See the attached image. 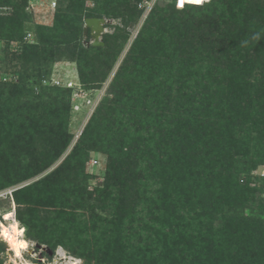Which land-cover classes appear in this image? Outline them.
Here are the masks:
<instances>
[{"label": "trees", "instance_id": "1", "mask_svg": "<svg viewBox=\"0 0 264 264\" xmlns=\"http://www.w3.org/2000/svg\"><path fill=\"white\" fill-rule=\"evenodd\" d=\"M138 1L56 0L52 23L42 25L28 0H0V73L10 76L0 80V189L55 165L11 191L14 218L26 237L84 264H264V185L254 175L264 165L258 0L153 7L56 163L72 139L74 87L43 81L66 58L78 86L97 90L126 33L116 26L102 45L85 46L84 19L126 26L140 15ZM91 151L106 158L92 190Z\"/></svg>", "mask_w": 264, "mask_h": 264}, {"label": "rangeland", "instance_id": "2", "mask_svg": "<svg viewBox=\"0 0 264 264\" xmlns=\"http://www.w3.org/2000/svg\"><path fill=\"white\" fill-rule=\"evenodd\" d=\"M173 1L175 3V0H140L138 1L136 4H137V9L141 11L140 15L134 22L127 24L126 26L120 23L119 18H109L106 16L101 17L103 20L100 23L99 29L96 31L92 29L87 30L85 24L83 23L81 42L85 46L90 45L94 39H99L100 41H103V37L106 34L114 35L117 32L116 26H119L122 29H124V33H126V39L124 40V42H122V46L120 47L118 52H116L117 53L116 59L114 60L113 65L109 69L108 74L106 78L103 80V82L101 83L100 87L97 88V90L87 92L86 97L87 99L88 98L91 99V101L93 102V105L91 106V104H87V101L81 98L82 96H80L79 94L74 93V95H72V98H71L72 105L76 103L79 106L77 109L73 108L72 106V109L70 112L68 131L70 134H72V139L68 147L66 148V150L64 151V153L61 155L60 159L56 163L61 161L65 157V155L69 153L72 146L74 145L76 140L79 138L90 114L93 112L92 108L93 107L95 108L97 104L99 103L100 99L106 95V89L109 85V82L112 76L114 75L123 57L127 53L133 40L136 38L139 29L141 28L144 20L150 13L151 9L155 7L156 5L163 6L165 4H170ZM255 5L257 6L256 8H259V10L263 11L262 8L264 9V4L262 3L261 0H258V2ZM28 6H29L28 8L30 10V13L32 15L34 22L38 24H42V25H50L52 23V17L54 13L53 9H49L45 5L36 3V2H32L30 4L28 3ZM0 9L4 10V8H0ZM189 12H190L189 17L198 18L199 16V14L197 13L198 11L191 10ZM11 45L12 43L9 44V46ZM4 46H5V43L0 40V49L3 48ZM253 54H254V51L251 49L249 51V55L251 56ZM1 56H2V53L0 50V57ZM51 79H57L60 82H65L67 80H73V82L78 83L77 67H76L75 61L69 60L66 58H61L55 61L50 68L49 80ZM105 164H106L105 155L97 151L90 152V158L85 163V170L90 175L89 182H88L89 189L92 190L95 186L101 184L102 179L104 177V173H105ZM54 166L55 165L48 167L36 177L22 181L20 183H15L13 185H9V186L1 188L0 189V218L3 219L2 214L5 211L11 210V209H13V214H14V207H13L14 205L11 200V191L13 189L23 184H27L45 175ZM261 173H264V165L258 166L256 172H254V175L258 177V179L255 182H257L258 185L262 186L264 185V181H262L263 179H261L262 178ZM261 216L264 218V210L261 212ZM19 226L25 229L21 224H19ZM24 237L28 241V244H27L28 246L24 250H22L21 257H15L8 243L4 240L6 249L3 251H0V260L2 261V264H84L80 257H76L72 255L68 250H66L62 246H56L54 249H51L46 244L38 243L36 240L26 237L25 230H24ZM158 262L160 264H168L165 257H161L160 261Z\"/></svg>", "mask_w": 264, "mask_h": 264}, {"label": "bare ground", "instance_id": "3", "mask_svg": "<svg viewBox=\"0 0 264 264\" xmlns=\"http://www.w3.org/2000/svg\"><path fill=\"white\" fill-rule=\"evenodd\" d=\"M186 3L195 5V4H200L201 2L197 3L195 2V0H186ZM8 213H11L12 215L9 216L7 220H5L4 216L7 215ZM2 218L3 219H1L0 224H2L4 228L0 229V237L8 243L15 257H21L22 250H24L26 247H18V245L20 244V242H24L26 245L28 244V241L24 238L23 233L18 234L19 230L23 228L19 226L17 220L14 218L13 209L5 211L2 214ZM4 229H7V234H8L7 237L3 235ZM17 251H19V255H17Z\"/></svg>", "mask_w": 264, "mask_h": 264}, {"label": "built area", "instance_id": "4", "mask_svg": "<svg viewBox=\"0 0 264 264\" xmlns=\"http://www.w3.org/2000/svg\"><path fill=\"white\" fill-rule=\"evenodd\" d=\"M209 0H201V3H204V2H207ZM32 2H36V3H40V4H43L45 5L47 8L49 9H53L56 7L57 5V2L56 0H28V3H32ZM186 0H184L183 2V6H181V0H175V5L176 7L178 8H182L184 7L186 4L188 3H185ZM181 6V7H180ZM30 34H27V37H29ZM10 76L9 75H5V74H1L0 73V80L2 81H6L7 79H9ZM43 83H53V84H56V85H63V86H66V87H74V92H73V95L74 93L75 94H79L80 96H82L81 98L85 99L87 101V104H91V106L93 105V102L91 101L90 98L87 99V92L83 91L79 86H78V83L76 82H73V80H67L65 82H60L59 80L57 79H51L50 81H47V80H44ZM91 102V103H90ZM73 108L77 109L79 106L78 104H73L72 105ZM94 107L92 108V111H93ZM95 162V161H94ZM261 176L264 177V173H261Z\"/></svg>", "mask_w": 264, "mask_h": 264}, {"label": "water", "instance_id": "5", "mask_svg": "<svg viewBox=\"0 0 264 264\" xmlns=\"http://www.w3.org/2000/svg\"><path fill=\"white\" fill-rule=\"evenodd\" d=\"M102 18L100 17H88V18H85L84 19V24L88 29H92V30H98L99 27H100V23L102 22ZM92 45L94 46H98V45H102V41H100L99 39H94L92 42H91Z\"/></svg>", "mask_w": 264, "mask_h": 264}, {"label": "snow or ice", "instance_id": "6", "mask_svg": "<svg viewBox=\"0 0 264 264\" xmlns=\"http://www.w3.org/2000/svg\"><path fill=\"white\" fill-rule=\"evenodd\" d=\"M183 2H184V0H181V6H183ZM195 2L199 3V2H201V0H195ZM11 215H12L11 213H8L7 215L4 216V219L7 220L9 218V216H11ZM2 228H4V226L2 224H0V229H2ZM23 231H24L23 229H20L18 234H22ZM3 235L5 237H7V235H8L7 229H4ZM19 245H21L22 247H27V245L24 242H20ZM18 247H20V246H18ZM17 255H19V251H17Z\"/></svg>", "mask_w": 264, "mask_h": 264}, {"label": "clouds", "instance_id": "7", "mask_svg": "<svg viewBox=\"0 0 264 264\" xmlns=\"http://www.w3.org/2000/svg\"><path fill=\"white\" fill-rule=\"evenodd\" d=\"M18 246L22 247L21 245H18Z\"/></svg>", "mask_w": 264, "mask_h": 264}]
</instances>
